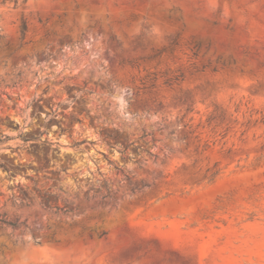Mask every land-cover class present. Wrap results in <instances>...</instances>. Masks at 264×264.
<instances>
[{
  "label": "rangeland",
  "instance_id": "374dc122",
  "mask_svg": "<svg viewBox=\"0 0 264 264\" xmlns=\"http://www.w3.org/2000/svg\"><path fill=\"white\" fill-rule=\"evenodd\" d=\"M0 264H264V0H0Z\"/></svg>",
  "mask_w": 264,
  "mask_h": 264
},
{
  "label": "trees",
  "instance_id": "16d2710c",
  "mask_svg": "<svg viewBox=\"0 0 264 264\" xmlns=\"http://www.w3.org/2000/svg\"><path fill=\"white\" fill-rule=\"evenodd\" d=\"M26 33H27V24L24 23L23 26H22V29H21L22 39L24 38V36L26 35ZM198 48H199V46H198ZM224 65L225 64H222V68L221 69H223ZM221 69H219L218 67H213L212 68V72L213 73H218ZM176 80H179V79H176ZM166 84L171 85L170 84V81H167ZM103 137L106 140H110L111 139V136L108 135V134H106V133L103 134ZM123 147H124V152L128 150V145H124ZM119 171L124 174V171L123 170H119ZM125 178L128 179V180H130L127 175H125ZM137 189H140V188L136 187V188L133 189V191H135ZM102 190H106L107 193H108L107 196H103L102 197V199L104 200L110 194V187L108 185V182L105 181V180L104 181H101L99 187L97 189H94L93 190V194H91L90 191L86 194V200L89 201V200H94V199L98 198L99 196L102 195ZM42 199H43V201H45V204H44L45 207H47V208H49L51 210H55L56 212H63L64 214H69V213H71L73 211V209L71 207L72 204L70 202H68V201L65 202L66 206L64 208H60L58 206H52L50 204V200L47 198V193H45V195L42 196ZM12 225L14 226L15 224H12Z\"/></svg>",
  "mask_w": 264,
  "mask_h": 264
},
{
  "label": "bare ground",
  "instance_id": "6f19581e",
  "mask_svg": "<svg viewBox=\"0 0 264 264\" xmlns=\"http://www.w3.org/2000/svg\"><path fill=\"white\" fill-rule=\"evenodd\" d=\"M43 249V248H42ZM34 252V251H33ZM55 252V251H54ZM42 253V252H41ZM45 253V255H46V253L47 252H44ZM36 254V252L34 253V255ZM37 255V254H36ZM42 255V254H41ZM23 256H26V255H23ZM43 256H44V254H43ZM24 258V257H23Z\"/></svg>",
  "mask_w": 264,
  "mask_h": 264
}]
</instances>
